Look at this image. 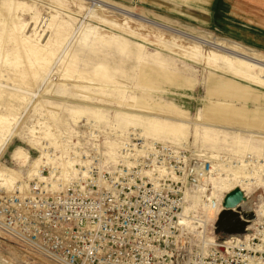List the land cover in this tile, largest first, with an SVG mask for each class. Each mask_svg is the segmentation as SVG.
I'll return each instance as SVG.
<instances>
[{
	"label": "rangeland",
	"instance_id": "374dc122",
	"mask_svg": "<svg viewBox=\"0 0 264 264\" xmlns=\"http://www.w3.org/2000/svg\"><path fill=\"white\" fill-rule=\"evenodd\" d=\"M210 7L204 17L189 1L0 0V171L25 186L44 145L86 151L90 132L103 154L134 134L210 159L264 158V54L215 42L226 36L218 0Z\"/></svg>",
	"mask_w": 264,
	"mask_h": 264
},
{
	"label": "built area",
	"instance_id": "2783aa9c",
	"mask_svg": "<svg viewBox=\"0 0 264 264\" xmlns=\"http://www.w3.org/2000/svg\"><path fill=\"white\" fill-rule=\"evenodd\" d=\"M95 137L68 154L70 179L44 158L26 187L0 195V264H264L263 158L210 159L129 134L111 163ZM218 166L241 168L251 183L244 232L214 231Z\"/></svg>",
	"mask_w": 264,
	"mask_h": 264
},
{
	"label": "bare ground",
	"instance_id": "6f19581e",
	"mask_svg": "<svg viewBox=\"0 0 264 264\" xmlns=\"http://www.w3.org/2000/svg\"><path fill=\"white\" fill-rule=\"evenodd\" d=\"M144 21H146L145 18H144ZM186 35H188V34H186ZM189 37H191L193 39H196V40H200V38H198V37H196L194 35L193 36L189 35ZM213 39L215 40V42H222L223 41V43L226 46H228V47H232V48L236 47V46L239 47V45L237 43L229 41V40H226V39H219V38H216V37L213 38ZM242 49H243V47H242ZM244 51H248L249 53H252V51L250 49H247V48H245ZM2 120H4L3 117H0V121H2ZM10 134H11V132H9L8 136L6 135L7 138L9 137ZM137 137L140 138L139 136H137ZM7 138L5 140L2 139V140H4V141H2L3 142L2 145H4L6 143V141L8 140ZM126 139H128V137H125V138L121 139L119 141L118 147L116 146L117 144H116L115 140L106 141V144H107L106 148L107 149L105 151V155H106V159H107L108 162L115 163L117 155H118L119 146ZM141 139H143V138H141ZM144 140H147V139H144ZM150 141H156V140H150ZM159 142H161V141H159ZM0 146H1V144H0ZM49 147L55 148L54 146H49L48 144L43 146L41 155L35 160V162H34L35 166L33 164L34 167L28 172L27 177L29 179L34 177V175H36L38 173L37 172L38 166L43 164L44 162L46 163V161H44V158H46L47 161H51V162L56 163L57 165H59L62 168V172L64 174L65 179H70V177H68V176L73 174L74 171H75L74 167H73V164H72V161L70 160V157L67 156V155L64 156V154H66V152L64 150H60L61 154L58 155L57 157H55V156L53 157V156L47 155L46 152H45L46 151L45 149H48ZM214 156H216V155H214ZM26 158H27V154L26 153L24 155H22V154L17 155V159H18L17 163L20 164V165L24 164L25 161H26ZM218 168H220L219 173H217L215 176H213L210 179L213 187L217 190V194H216L217 197L223 198L224 195L228 191L233 189L234 187H238L240 190H242V192H244L245 190H249L250 189V184L251 183L243 181V178L246 177V175H245V173H243L241 168H237V167L232 168V167H227V166H222V167L218 166ZM13 177L14 176H11V174H9L7 172L0 171V182H2L1 183L2 186H4V185L6 186L7 185V188L9 190H12L15 187V185H14L15 182L17 181L19 183V187H18L19 189H22L23 187H26V183H25V186H23L24 184L20 183V181H21L20 179L15 181V177L14 178ZM236 208H237L238 213L241 216L244 217L243 214L246 215V214H248L249 209L251 210V208H250V200L244 199L243 201H241L240 203L237 204ZM253 216H254V214H253ZM211 217H215V213L212 212V211H209L207 219H209ZM250 219H253V217L250 218ZM251 224H252V222H251ZM251 224H250V226H251ZM201 230L202 231L204 230V226L202 227ZM201 230H199V231H201ZM211 239H212L211 236H210L209 239L206 238V242L211 241ZM42 264H44V263H42Z\"/></svg>",
	"mask_w": 264,
	"mask_h": 264
},
{
	"label": "crops",
	"instance_id": "0c3cea01",
	"mask_svg": "<svg viewBox=\"0 0 264 264\" xmlns=\"http://www.w3.org/2000/svg\"><path fill=\"white\" fill-rule=\"evenodd\" d=\"M167 0H160V2ZM183 5V2H196L199 9H193L197 13L210 16L213 0H176ZM220 5L219 12V31L224 34L226 39L237 43L243 51L250 49L252 53L261 56L264 54V0H218ZM200 4V5H199ZM195 5V4H194ZM190 8V7H189ZM178 10H182L181 7ZM188 9V8H187ZM191 9V8H190ZM236 40V41H234ZM254 46V49L243 44ZM239 48V47H238ZM257 52V53H256ZM259 53V54H258ZM261 54V55H260Z\"/></svg>",
	"mask_w": 264,
	"mask_h": 264
},
{
	"label": "water",
	"instance_id": "95a60500",
	"mask_svg": "<svg viewBox=\"0 0 264 264\" xmlns=\"http://www.w3.org/2000/svg\"><path fill=\"white\" fill-rule=\"evenodd\" d=\"M244 199L243 192L238 187H234L225 194L222 202L223 209L219 212L214 224L216 233H241L245 231L246 219L252 218L253 212L249 210L248 214H243L244 217L241 218L237 208L236 210L231 209Z\"/></svg>",
	"mask_w": 264,
	"mask_h": 264
}]
</instances>
